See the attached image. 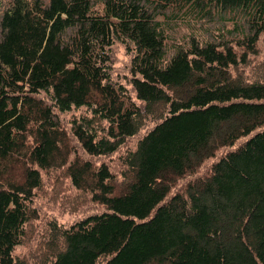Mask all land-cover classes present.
Wrapping results in <instances>:
<instances>
[{
	"label": "trees",
	"instance_id": "16d2710c",
	"mask_svg": "<svg viewBox=\"0 0 264 264\" xmlns=\"http://www.w3.org/2000/svg\"><path fill=\"white\" fill-rule=\"evenodd\" d=\"M120 149L117 188L82 156ZM65 164L102 209L49 220L38 264H264V0H0V264Z\"/></svg>",
	"mask_w": 264,
	"mask_h": 264
},
{
	"label": "rangeland",
	"instance_id": "374dc122",
	"mask_svg": "<svg viewBox=\"0 0 264 264\" xmlns=\"http://www.w3.org/2000/svg\"><path fill=\"white\" fill-rule=\"evenodd\" d=\"M205 23V27L201 29L206 30H203V33H197L198 36L202 38L201 40L211 37L213 31L219 32V30H210L214 28V22ZM226 24L230 26L231 23L227 22ZM184 31L192 32L191 30ZM113 53V75L125 82L127 80L125 76L128 74L130 54L127 53L126 49L120 43L115 45ZM81 111L82 110L76 111V114H79ZM71 116L72 112L64 114L65 119H69ZM154 123L155 122L152 120H147L141 128L139 134L143 135V132H146L148 128H151ZM138 138V133L129 138L127 146H134ZM73 144L76 148L79 146L75 140H73ZM122 153L123 149H120L112 156L95 157L83 154L84 157H82L86 160L91 159L96 165H100L101 162L107 163L114 171L113 175L115 176V184L117 188H120L123 182L121 172L124 169L123 166H120L122 161V159H120V155ZM71 157H73V155H71ZM209 162L210 160L197 172L199 173L204 171V169L206 170V166ZM66 166L67 164L61 166V168L57 170L58 172H52L54 171L53 167L50 170L45 169L48 173L43 171V183L40 188L35 191L36 193L33 198V208H35L36 215L29 221L26 229L25 240L17 247L15 252L20 254L26 264H38L39 262L37 257L39 256L42 259L40 254L47 253L48 250H46V248L49 249L47 223L49 220L56 219L59 223L68 225L90 212L92 213L102 209V206L99 203L91 200L89 193L81 192V189H77L73 185L70 175L67 171H65ZM50 176H53L52 180L49 178Z\"/></svg>",
	"mask_w": 264,
	"mask_h": 264
},
{
	"label": "bare ground",
	"instance_id": "6f19581e",
	"mask_svg": "<svg viewBox=\"0 0 264 264\" xmlns=\"http://www.w3.org/2000/svg\"><path fill=\"white\" fill-rule=\"evenodd\" d=\"M84 157V156H83ZM106 158V157H105ZM101 159V158H100ZM95 160V159H94ZM188 175V174H187Z\"/></svg>",
	"mask_w": 264,
	"mask_h": 264
}]
</instances>
